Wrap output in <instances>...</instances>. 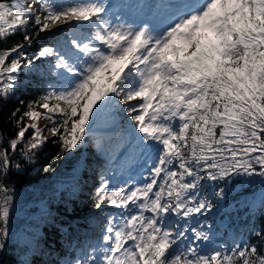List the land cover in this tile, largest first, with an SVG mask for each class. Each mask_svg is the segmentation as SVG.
Returning a JSON list of instances; mask_svg holds the SVG:
<instances>
[{
	"label": "snow or ice",
	"instance_id": "obj_1",
	"mask_svg": "<svg viewBox=\"0 0 264 264\" xmlns=\"http://www.w3.org/2000/svg\"><path fill=\"white\" fill-rule=\"evenodd\" d=\"M155 7L171 19L160 32L113 22L104 0H0V43L23 34V42L0 48V98L15 91L19 69L41 59L62 81L29 103L0 149V248L12 204L2 178L19 168L9 149L29 129L27 160L45 130L58 137L60 154L77 149L90 115L118 107L119 99L138 134L134 148L154 150L155 159L140 184L112 187L100 176L94 206L116 212L96 244L63 264H264V246L256 244L205 250L211 236L200 220L213 209L209 186L264 178V0H161ZM69 24L83 30L65 51L45 45L25 56L35 36ZM39 119L51 126L41 128ZM255 235L264 241V233Z\"/></svg>",
	"mask_w": 264,
	"mask_h": 264
},
{
	"label": "trees",
	"instance_id": "obj_2",
	"mask_svg": "<svg viewBox=\"0 0 264 264\" xmlns=\"http://www.w3.org/2000/svg\"><path fill=\"white\" fill-rule=\"evenodd\" d=\"M82 30L69 24L40 33L30 46H25V56L34 57L39 46L45 45L63 52L70 46L65 36L70 40ZM28 34L34 35V29L30 27ZM18 42H23L21 33L0 43V48ZM17 75L15 91L0 98V149H7L8 142L15 137L17 121L28 110L29 103L52 89V79L38 72L34 65ZM17 109L19 112L13 117ZM95 122L90 115V123ZM32 134V130L25 134L14 153L9 149L13 165L18 164L19 168H10L2 178V183L11 190L12 204L8 234L0 248V264H63L100 240L104 220L108 217L107 206L97 209L92 199L97 186L93 188L91 184L100 176L92 175L87 181L80 179L81 162L88 157L87 143L92 138L86 136L77 149L60 154L58 137L43 134L45 142L33 150L31 160H27L22 149ZM103 141L108 143L109 140ZM54 156L59 158L53 160ZM92 161L96 168L108 163L98 156ZM260 188L264 193V178L259 176L233 177L231 181L208 187L213 209L200 220L216 227L217 237L225 232V248L230 249L239 242L264 246V241L255 235L257 231L264 233V195L255 208H249V202ZM221 189V198L212 195L213 191Z\"/></svg>",
	"mask_w": 264,
	"mask_h": 264
},
{
	"label": "rangeland",
	"instance_id": "obj_3",
	"mask_svg": "<svg viewBox=\"0 0 264 264\" xmlns=\"http://www.w3.org/2000/svg\"><path fill=\"white\" fill-rule=\"evenodd\" d=\"M66 2H70V0H65ZM66 39V43L67 45H70L69 42L70 40L65 36ZM41 47L39 46L38 51ZM34 66L38 69V72L42 73V74H47L52 80V88H60L62 86V81H60L56 76H54L52 74V67H51V62L48 60H38L35 62ZM28 69V68H27ZM27 69L22 68V72L25 73V71H27ZM53 103H55V101H53ZM132 103H136L135 101H133ZM118 107H114V108H109V109H105L102 113H100L98 116H93L95 119L98 120V124L99 126H104L107 127L109 129L113 130L114 133V140L115 143L117 141V148L120 145H123L126 142V136L127 135H132V138L134 139L135 136H137L138 134L135 132L134 130V126H133V122L130 120L128 114L124 111H122L123 108V104L119 101H117ZM36 111L38 112H44V109H41L39 107L35 108ZM28 124L33 123V121L31 120H27ZM36 123L38 124V126H40L41 128H43L45 125H48L49 127L51 126V122L46 120V119H39L36 121ZM126 128V129H124ZM31 130V129H29ZM87 131H90L89 128H87ZM43 134H45V136H50L51 134L45 130L43 132ZM104 146V143H102L100 140H89L87 143V156L88 158L84 161V169L82 171V176H81V180H91L92 175L95 173H93L94 171V166H93V161L92 158L96 157V156H101L104 152H103V148L101 147ZM125 147H128L129 145H126V143L123 145ZM117 148L114 150V154L116 155V151ZM130 155V152L127 153V156ZM91 187H95V184H91ZM254 203H252V206ZM116 212V209H112L110 211V214H113ZM207 230L210 232V236H211V240L209 242H204V248L207 245H212V248L209 250H212L214 248H219L221 245L224 244V241L222 239V237L224 236V234H222V236H220L219 238H217V242L214 243L213 245V240L215 238V235L213 233V231L210 228V226H206ZM190 235V233H189ZM205 250H207V248H205Z\"/></svg>",
	"mask_w": 264,
	"mask_h": 264
}]
</instances>
